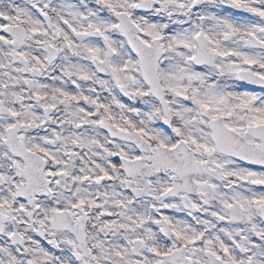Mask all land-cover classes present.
Returning <instances> with one entry per match:
<instances>
[{
	"label": "snow or ice",
	"instance_id": "obj_1",
	"mask_svg": "<svg viewBox=\"0 0 264 264\" xmlns=\"http://www.w3.org/2000/svg\"><path fill=\"white\" fill-rule=\"evenodd\" d=\"M0 264H264V0H0Z\"/></svg>",
	"mask_w": 264,
	"mask_h": 264
}]
</instances>
